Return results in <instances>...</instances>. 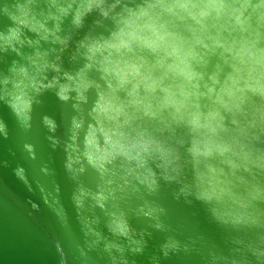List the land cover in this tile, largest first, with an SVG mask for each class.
I'll use <instances>...</instances> for the list:
<instances>
[{
	"label": "clouds",
	"instance_id": "1",
	"mask_svg": "<svg viewBox=\"0 0 264 264\" xmlns=\"http://www.w3.org/2000/svg\"><path fill=\"white\" fill-rule=\"evenodd\" d=\"M0 13L11 22L0 32V50L20 57L0 79V100L18 126L30 130L44 91L73 101L63 141L51 135L54 119L45 115L42 124L53 149L62 145L85 243L103 242L112 264H128L124 246L97 230L89 201L104 208L107 196L99 185L96 192L83 185L86 169L103 180L118 162L124 176H142L154 192L155 166L178 185L177 197L202 203L238 233L229 236V254L210 252L208 264H251L249 254L264 264V0H6ZM81 32L71 60L82 67L65 70L60 52ZM25 46L31 51L22 52ZM217 53L222 63L205 80ZM90 89L95 99L86 110ZM0 134L6 137L3 121ZM105 226L129 251H142L123 211H112ZM180 248L169 238L162 252Z\"/></svg>",
	"mask_w": 264,
	"mask_h": 264
},
{
	"label": "water",
	"instance_id": "2",
	"mask_svg": "<svg viewBox=\"0 0 264 264\" xmlns=\"http://www.w3.org/2000/svg\"><path fill=\"white\" fill-rule=\"evenodd\" d=\"M5 2L0 0V6ZM7 2L14 3L15 0ZM125 2L134 5L139 0ZM92 19L88 18L86 27ZM10 24L0 13V32ZM24 33L35 39L34 33L27 29ZM82 35L83 32L74 36L68 47L60 52L65 70L75 71L82 67L81 61L71 60L76 40ZM41 43L45 49L56 48L59 51L58 45ZM21 51L30 52L31 49L25 46ZM19 60L16 52L0 50V79L8 74L12 62ZM216 63H222L218 53L203 69L205 80L207 73L214 71ZM228 70L225 66L224 71ZM52 75L48 72V79ZM100 83L103 85V81ZM71 95L74 97L75 93ZM86 95L88 100L82 107L90 110L95 91L90 89ZM39 100L41 102L33 106L28 131L18 126L12 111L0 100V121L6 126V137L0 134V264H112L108 253L103 250V242L96 246L85 243L86 237L71 201L75 185L63 168L62 145L53 149L52 140L47 138L50 134L42 124L45 115L54 119L57 128L51 135L53 139L63 141L70 118L76 114L72 108L73 101H60L53 91H44ZM100 142L103 143L102 139ZM109 167L115 172L114 176L106 174L101 180L97 172L88 168L80 180L92 192L98 190V185L103 188L107 196L104 208L89 201L93 205L90 211L99 219L97 230L108 240H116L124 246L128 264H208L210 252L229 254L232 247L229 236L238 233L230 225L217 222L202 203L177 197L178 185L163 180L155 166L153 171L158 187L154 192L148 191L142 183V176H124L118 162ZM109 179L111 184L107 183ZM149 208L157 211L145 215ZM116 209L125 214L133 239L141 241V252L129 251L127 240L109 233L105 226L107 218ZM169 238L177 240L181 248L176 252L169 251L165 257L162 245ZM184 245L188 246V251L183 250ZM248 259L251 264H256L250 254Z\"/></svg>",
	"mask_w": 264,
	"mask_h": 264
}]
</instances>
